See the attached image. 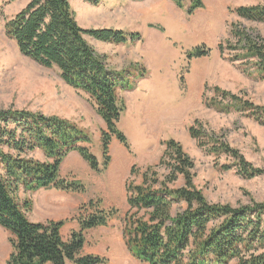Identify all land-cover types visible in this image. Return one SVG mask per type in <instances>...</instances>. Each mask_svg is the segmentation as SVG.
Wrapping results in <instances>:
<instances>
[{
    "label": "rangeland",
    "instance_id": "obj_1",
    "mask_svg": "<svg viewBox=\"0 0 264 264\" xmlns=\"http://www.w3.org/2000/svg\"><path fill=\"white\" fill-rule=\"evenodd\" d=\"M29 1L0 0V111L24 110L72 124L87 139L80 145L99 162V170H93L79 152L65 157L61 178L82 183L83 193L21 190L19 199L30 204L31 222H62L67 241L79 230L78 219L90 210V202L117 210L107 226L85 233L81 254L105 258L106 264H145L130 254L123 239L130 211L127 187L142 185L150 167L161 180L170 174L160 164L171 140L192 160L195 188L210 203L234 207L264 203V175L244 178L234 160L218 157L209 142L227 143L264 171V125L232 99L264 107V81L254 62L244 60L243 45L234 37L242 31L264 44V23L241 19L235 12L264 6V0H200L202 6L191 13L194 0H182L181 7L172 0H99L97 5L70 1L82 28L120 31L127 39L117 44L86 37L106 68L130 86L119 92L125 111L117 123L127 147L111 136L106 168L102 142L107 128L93 101L67 85L56 68H45L21 54L6 34V23ZM203 52L208 54L197 56ZM192 128L202 135L200 140L192 137ZM200 142L208 145L202 148ZM30 157L49 161L40 150ZM183 186L181 177L171 185ZM186 207L174 204L172 216ZM12 252L10 235L0 228V264H7Z\"/></svg>",
    "mask_w": 264,
    "mask_h": 264
},
{
    "label": "trees",
    "instance_id": "obj_2",
    "mask_svg": "<svg viewBox=\"0 0 264 264\" xmlns=\"http://www.w3.org/2000/svg\"><path fill=\"white\" fill-rule=\"evenodd\" d=\"M70 1L30 0L6 23V34L21 54L45 68H56L67 85L86 93L93 101L107 128L102 142L106 168L111 136L127 147L117 123L125 111L119 92L129 90L130 86L118 73L106 68L86 37L117 44L127 39L120 31L82 28ZM82 1L99 4V0ZM172 1L182 6V0ZM193 3L189 13L202 6L200 0ZM235 12L241 19L264 23V6L241 7ZM234 37L243 45L244 60L254 62L264 81V44L242 31L235 32ZM232 99L241 111L250 112L264 125V107L238 101L235 96ZM82 135L72 124L56 117L24 110L0 111V228L10 235L13 249L7 264H106L105 258L81 254L86 244L85 233L107 226L117 210L101 209L90 202V210L78 219L79 230L65 241L62 222H31L30 204L19 199L21 190L85 192L82 183L67 181L60 175L65 157L73 151L79 152L93 170H99L97 158L80 145L87 141ZM191 135L197 141L202 137L193 128ZM209 142L218 157L234 160L244 178L264 175L262 169L254 168L227 143L213 139ZM200 144L203 148L208 142ZM38 150L48 162L30 157ZM160 165L170 172L164 180L150 167L143 175L142 185L127 187L130 211L125 216L122 234L136 260L145 264H264V203L241 207L210 203L195 188L192 160L173 140L166 144ZM180 177L184 186L172 188ZM180 203H186V209L172 216L174 204Z\"/></svg>",
    "mask_w": 264,
    "mask_h": 264
}]
</instances>
